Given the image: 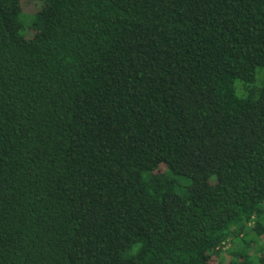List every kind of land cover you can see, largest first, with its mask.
Segmentation results:
<instances>
[{
  "label": "trees",
  "instance_id": "1",
  "mask_svg": "<svg viewBox=\"0 0 264 264\" xmlns=\"http://www.w3.org/2000/svg\"><path fill=\"white\" fill-rule=\"evenodd\" d=\"M214 260L264 264V0H0V264Z\"/></svg>",
  "mask_w": 264,
  "mask_h": 264
},
{
  "label": "rangeland",
  "instance_id": "2",
  "mask_svg": "<svg viewBox=\"0 0 264 264\" xmlns=\"http://www.w3.org/2000/svg\"><path fill=\"white\" fill-rule=\"evenodd\" d=\"M223 256H224V258H227V255H225V254H222ZM217 262H216V260H214V262H213V264H216Z\"/></svg>",
  "mask_w": 264,
  "mask_h": 264
}]
</instances>
